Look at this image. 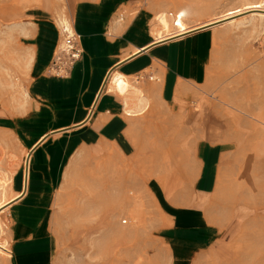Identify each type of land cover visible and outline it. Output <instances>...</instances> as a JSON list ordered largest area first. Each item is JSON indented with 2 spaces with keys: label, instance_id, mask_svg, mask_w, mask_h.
I'll use <instances>...</instances> for the list:
<instances>
[{
  "label": "rangeland",
  "instance_id": "374dc122",
  "mask_svg": "<svg viewBox=\"0 0 264 264\" xmlns=\"http://www.w3.org/2000/svg\"><path fill=\"white\" fill-rule=\"evenodd\" d=\"M81 1L0 0L2 199L19 191L23 174L26 115L36 103L28 84L39 73V58L46 60L57 46L61 22L72 24ZM127 1L119 22L125 25L139 10L148 16L150 32L161 29L157 15L173 30L178 20L192 27L247 4L264 5V0ZM203 29L212 39L204 83L178 87L172 107L158 101L160 76L147 80L151 89L130 76L139 89L120 98L125 111H141L132 147L110 159L78 151L65 166L50 224L56 264H179V247L166 228L180 210L175 204L189 196L198 200L192 178L202 142L225 148L214 190L193 204L216 232L209 241L193 243L186 264H264V124L249 116L264 120V19L243 13ZM36 121L33 136L47 124ZM176 195L175 204L169 203ZM0 221L1 261L8 248L3 212Z\"/></svg>",
  "mask_w": 264,
  "mask_h": 264
},
{
  "label": "crops",
  "instance_id": "0c3cea01",
  "mask_svg": "<svg viewBox=\"0 0 264 264\" xmlns=\"http://www.w3.org/2000/svg\"><path fill=\"white\" fill-rule=\"evenodd\" d=\"M126 5L127 0H84L77 4L72 28L80 37L82 54L67 77L47 72L53 53L46 60L39 58V73L28 84L36 103L26 115L23 132L30 149L27 176L22 174L19 196L2 211L8 248L0 264H56L50 224L65 166L78 151L110 159L132 147L130 138L141 111L127 113V103L120 94L106 91L104 83L110 70L115 69L128 80L133 76L136 83L145 80L146 89L153 88L148 82L152 77L160 76L158 101L172 107L180 96L178 87L205 82L211 33L201 29L156 42L148 29L149 18L142 11L135 12L125 25L119 22L123 18L118 12ZM57 41L47 45L48 51ZM133 89L139 88L132 85L129 91ZM36 120L47 124L33 136ZM224 149L219 143H200L192 178L198 200L189 196L183 198V204H175L177 195L168 200L180 208L166 228L175 238V248L179 247V264H186L193 243L209 241L216 232L203 209L197 214L193 204H199L214 190L217 163Z\"/></svg>",
  "mask_w": 264,
  "mask_h": 264
},
{
  "label": "bare ground",
  "instance_id": "6f19581e",
  "mask_svg": "<svg viewBox=\"0 0 264 264\" xmlns=\"http://www.w3.org/2000/svg\"><path fill=\"white\" fill-rule=\"evenodd\" d=\"M243 13H250L252 17L257 16L260 19H264V5L263 3H260V2L253 3V4H247L242 8H235V9L228 10L218 17L203 21L199 23L198 25H195L192 27L186 25L185 22L178 20L175 22V27L173 28V30L170 29L168 20L166 19L165 16L157 15L155 18L158 20V24L161 25V29L152 27L151 32L154 35L155 41L161 42V41L180 37L196 29L199 30V29H203L207 27L213 28L217 26L219 23L232 22L235 17ZM61 24H62L61 26H65L68 29L69 27L70 28L72 27V24L67 22L66 20H63ZM131 87L132 85L130 84L128 78L125 75L121 74L115 69H112L108 72L106 79H105V83H104V88L106 89V91L116 92L120 95H125ZM221 102L226 104L225 101L223 100H221ZM126 112L130 113L129 110H126ZM249 116L253 120L264 124V120L261 117L252 116V115H249ZM29 154H30V149L25 152V155L23 158V173H26V176H27V166H28ZM160 181L163 182V179H160ZM161 186L165 190V185L162 184ZM170 186L171 185L166 186V190H168V192L172 191L170 190L171 188ZM19 194L20 193H16L6 199L0 198V213L3 211V209H5L7 205H9L12 201H14L19 196ZM2 233H3V228H2V223L0 221V238L2 236ZM2 248L3 246L0 245V249Z\"/></svg>",
  "mask_w": 264,
  "mask_h": 264
},
{
  "label": "built area",
  "instance_id": "2783aa9c",
  "mask_svg": "<svg viewBox=\"0 0 264 264\" xmlns=\"http://www.w3.org/2000/svg\"><path fill=\"white\" fill-rule=\"evenodd\" d=\"M59 42L55 47L47 72L55 77H67L81 57L82 50L79 45V35L69 27H60Z\"/></svg>",
  "mask_w": 264,
  "mask_h": 264
}]
</instances>
